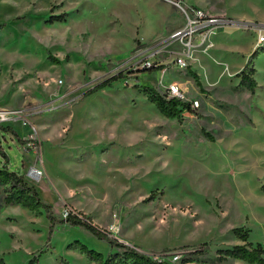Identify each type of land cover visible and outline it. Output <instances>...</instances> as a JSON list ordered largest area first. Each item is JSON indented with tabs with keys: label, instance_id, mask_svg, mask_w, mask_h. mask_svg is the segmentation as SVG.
<instances>
[{
	"label": "rangeland",
	"instance_id": "1",
	"mask_svg": "<svg viewBox=\"0 0 264 264\" xmlns=\"http://www.w3.org/2000/svg\"><path fill=\"white\" fill-rule=\"evenodd\" d=\"M196 1L183 5L230 6ZM181 18L164 0H0V109L22 110L36 136L0 123V169L23 175L43 203H2L5 264H97L81 245L103 260L123 251L61 222L69 212L161 264H219L211 260L233 245L234 227L264 244V44L256 49L238 27L215 30L210 52L195 49L179 67L183 52L171 51L184 47L153 51ZM216 43L241 49L226 54ZM145 60L162 65L140 71ZM246 66L256 70L254 92L237 87ZM171 82L199 107L160 114L145 89ZM31 166L43 170L38 180L26 176Z\"/></svg>",
	"mask_w": 264,
	"mask_h": 264
},
{
	"label": "trees",
	"instance_id": "2",
	"mask_svg": "<svg viewBox=\"0 0 264 264\" xmlns=\"http://www.w3.org/2000/svg\"><path fill=\"white\" fill-rule=\"evenodd\" d=\"M4 23H0V28ZM256 52L254 50L253 54ZM153 68H149L150 70ZM256 70L254 67L247 69V66L240 70L236 76L240 78L237 87L244 88L248 91L254 92L257 87V82L254 78ZM121 73L110 76L109 78L98 83L94 88L87 90L88 92L95 90L98 86L107 84L113 79L121 77ZM87 92V93H88ZM86 93V92H85ZM145 94L147 98L153 102L160 114L167 118H180L184 110H194L190 108L188 103L182 102L176 98L167 99L165 96L156 92L152 88H146ZM207 137L212 140V137L205 133ZM16 135V134H15ZM17 136V135H16ZM18 138V137H17ZM19 139V138H18ZM0 185L4 186V196L0 200V209L2 203L4 204H23L29 208H34L37 205L43 204L36 188L29 184L23 175L15 171H9L7 168L0 169ZM48 209V216L51 221H55V216L50 210V206L44 204ZM61 222H67L70 225H79L86 228L92 234L100 239L107 240L111 246L122 248V252H115L110 254L103 260L99 252L87 249L85 245H81L80 249L83 252H87L91 258L97 261V264H161L163 261L154 260L147 254L141 253L133 247L124 244L117 238L113 237L107 230L100 228L89 219H84L78 215L68 213ZM232 233L243 240L245 243L232 245L229 248L221 249L217 251V256L211 260V263H221L228 258L241 259L249 263L264 264V244L256 243L252 244L247 241L249 235V229L246 227H234ZM205 245V244H204ZM188 261H184L187 263ZM0 264H5L0 257Z\"/></svg>",
	"mask_w": 264,
	"mask_h": 264
},
{
	"label": "built area",
	"instance_id": "3",
	"mask_svg": "<svg viewBox=\"0 0 264 264\" xmlns=\"http://www.w3.org/2000/svg\"><path fill=\"white\" fill-rule=\"evenodd\" d=\"M172 5H175L184 16V24L174 30H172L166 38L163 40V45L154 49V53L164 52L167 46L172 44H178L184 47V50L171 51L183 52L175 53L174 62L179 67H186L187 61L186 58L190 57L193 50L198 49L203 52H210L213 47V42L211 35L215 30H221L224 28L238 27L242 30L250 31L256 36V49H258L262 44H264V24L257 22H245V21H236L232 18L226 16H215L210 15L196 7H185L183 5V0H164ZM186 18V19H185ZM162 64H156L151 60H145L137 66L140 71L147 70L149 68L159 67ZM161 95L165 96L167 99L176 98L182 102L188 103L190 108L196 109L199 107V99H192L191 101H186L184 93L180 89L179 85L175 82H171L167 87L160 92ZM14 121H20L23 125L28 126L29 120L22 112V110H9V109H0V123H11ZM32 134H29V142L36 139L34 136L35 127L29 125ZM1 134V133H0ZM26 145L31 147V143H26ZM33 145V143H32ZM40 148V145H39ZM26 176L30 179L38 180L43 176V170L36 166H31ZM181 255L175 254L172 256V260H177ZM161 261L160 258H156ZM164 260V259H163Z\"/></svg>",
	"mask_w": 264,
	"mask_h": 264
},
{
	"label": "crops",
	"instance_id": "4",
	"mask_svg": "<svg viewBox=\"0 0 264 264\" xmlns=\"http://www.w3.org/2000/svg\"><path fill=\"white\" fill-rule=\"evenodd\" d=\"M184 1V0H183ZM229 1V7H226L224 9V11H218V10H214L212 9V5L209 2H205V9H206V13L210 14V15H220V16H224L226 14V16H228L229 18H232L233 20L236 21H245V22H257L260 24H264V0H228ZM198 0L196 1V3L192 4L194 6L200 7L198 4ZM201 8V7H200ZM229 11L228 12H226ZM184 24V18H181V22L179 23L178 26H176L175 28L171 29L170 31L176 29L177 27H180ZM230 28L227 29V32H229ZM225 30V29H224ZM226 32V31H224ZM218 41V37L216 38ZM218 46L216 47V51L218 52H225L226 54L231 53V52H240L239 50L241 49V47L239 48L238 46L235 45H227V46H223L221 44L216 43ZM253 44L251 46L250 52L251 50H253ZM256 50V49H255ZM231 53V54H233ZM242 70V69H241ZM240 71V67L236 70V72L238 73ZM256 74V72H255ZM255 74H254V78H255ZM238 80L240 81V78L237 76ZM257 88V87H256ZM255 88V90H256ZM13 126V131L15 132V134L18 136L24 135L26 133V127L24 125H22L19 121H15ZM20 123V124H18ZM25 130V131H23ZM23 131V133H21ZM21 133V134H20ZM14 135V134H12ZM30 153H35V151H28ZM235 236V235H234ZM236 237V236H235ZM119 239V238H118ZM120 240V239H119ZM122 242H126L127 244H129V242L127 240H121ZM248 241V239H247ZM245 243L243 240H241L240 238L236 237V239L233 241V245L236 244H243ZM252 244H256V243H252ZM262 244V243H261ZM188 264V263H186ZM219 264H256V263H249L246 262L244 260L241 259H236V258H228L226 262L223 263H219Z\"/></svg>",
	"mask_w": 264,
	"mask_h": 264
}]
</instances>
